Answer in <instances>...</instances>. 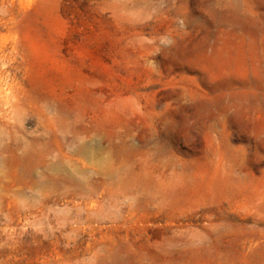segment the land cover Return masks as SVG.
Listing matches in <instances>:
<instances>
[{
    "label": "rangeland",
    "instance_id": "obj_1",
    "mask_svg": "<svg viewBox=\"0 0 264 264\" xmlns=\"http://www.w3.org/2000/svg\"><path fill=\"white\" fill-rule=\"evenodd\" d=\"M0 264H264V0H0Z\"/></svg>",
    "mask_w": 264,
    "mask_h": 264
}]
</instances>
